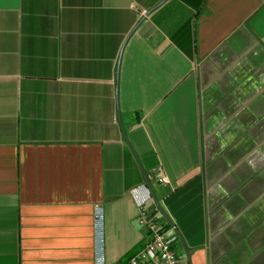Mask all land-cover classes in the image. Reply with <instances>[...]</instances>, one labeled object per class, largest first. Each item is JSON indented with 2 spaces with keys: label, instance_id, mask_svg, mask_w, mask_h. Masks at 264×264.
<instances>
[{
  "label": "crops",
  "instance_id": "obj_1",
  "mask_svg": "<svg viewBox=\"0 0 264 264\" xmlns=\"http://www.w3.org/2000/svg\"><path fill=\"white\" fill-rule=\"evenodd\" d=\"M159 1L0 0V264H96L97 204L128 264L147 181L182 264H264V0Z\"/></svg>",
  "mask_w": 264,
  "mask_h": 264
},
{
  "label": "built area",
  "instance_id": "obj_2",
  "mask_svg": "<svg viewBox=\"0 0 264 264\" xmlns=\"http://www.w3.org/2000/svg\"><path fill=\"white\" fill-rule=\"evenodd\" d=\"M158 182H168L165 168L162 164L156 167ZM147 194L144 198L137 199L139 206V220L147 229L148 240L145 245L132 255L128 264H182L175 249V242L179 239V233L175 224L167 226L159 216L153 213L148 206L152 198V190L149 181L142 184ZM135 190V189H133ZM104 220L103 206H95V223L97 227V261L96 264H105L103 247L102 226Z\"/></svg>",
  "mask_w": 264,
  "mask_h": 264
},
{
  "label": "water",
  "instance_id": "obj_3",
  "mask_svg": "<svg viewBox=\"0 0 264 264\" xmlns=\"http://www.w3.org/2000/svg\"><path fill=\"white\" fill-rule=\"evenodd\" d=\"M165 0H161V1H159L156 5H154L153 7H151L150 9H148L147 11H146V13H150V11L152 10V9H154L156 6H158V5H160L162 2H164ZM151 190H152V187H151ZM152 192H153V190H152ZM153 195H154V198H155V200H156V202H157V205H158V207L160 208V209H162L163 210V207L161 206V204L159 203V201L157 200V197H156V195L153 193Z\"/></svg>",
  "mask_w": 264,
  "mask_h": 264
},
{
  "label": "rangeland",
  "instance_id": "obj_4",
  "mask_svg": "<svg viewBox=\"0 0 264 264\" xmlns=\"http://www.w3.org/2000/svg\"><path fill=\"white\" fill-rule=\"evenodd\" d=\"M136 156H137V160H138L139 167L142 169L141 161H139L140 159H139L137 153H136Z\"/></svg>",
  "mask_w": 264,
  "mask_h": 264
},
{
  "label": "trees",
  "instance_id": "obj_5",
  "mask_svg": "<svg viewBox=\"0 0 264 264\" xmlns=\"http://www.w3.org/2000/svg\"><path fill=\"white\" fill-rule=\"evenodd\" d=\"M185 1H187V2H189V3H191V4H196V0H185Z\"/></svg>",
  "mask_w": 264,
  "mask_h": 264
}]
</instances>
